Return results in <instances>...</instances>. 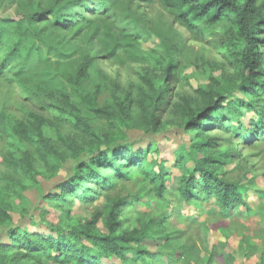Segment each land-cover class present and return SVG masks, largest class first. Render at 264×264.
<instances>
[{
	"label": "trees",
	"instance_id": "16d2710c",
	"mask_svg": "<svg viewBox=\"0 0 264 264\" xmlns=\"http://www.w3.org/2000/svg\"><path fill=\"white\" fill-rule=\"evenodd\" d=\"M132 1L159 3L195 38L228 27L238 44L232 57L241 65L240 78L216 82L202 92V103L193 98L186 101L183 94H177L182 102H173L172 108L181 115L184 129L195 133L189 148L178 151L174 164L181 174L177 176L161 159L149 157L151 145L142 147L141 142L126 139L122 127L140 129L143 123L158 130L163 126L159 110L170 102L182 52L172 36L163 37L160 53L144 49L140 40L147 28H154L145 15L123 12V0H51L19 19L0 18V122L4 121L0 166L20 176L0 178V226L8 218L24 179L45 173L49 167L55 170L62 160L83 153L68 128L84 135L92 146L73 174L44 197L40 221L48 207L62 210L59 221L48 222L45 233L20 226L5 231L9 242L0 235V264H165L159 255L170 261L176 255L185 261L184 252L160 251L153 256L143 247V242L159 236L167 243L165 218H150L140 228L123 226V205L139 204L142 198L138 192L128 197L130 201L108 197L85 222L69 215L76 201L92 202L120 181L132 180L135 173L142 178L141 189L148 188L145 194L159 202L175 198L190 204L215 197L223 214H234L238 205L244 206L245 212L250 210L241 185L226 178L218 166L224 156L234 157V150L216 153V147L221 140H264V85L257 82L264 78L259 74L264 69V0H129V8ZM91 43L107 58L140 65L144 108L136 109L131 91H125L115 79L109 82L115 93L114 107L100 105L99 94L108 88L109 78L94 73L97 64ZM100 77H104L102 81ZM33 89L44 92V98L36 96ZM20 98L31 101L36 110L23 115ZM248 112L254 116L244 120ZM105 120L108 125L103 124ZM222 131L226 135H220ZM197 151L203 153L201 157ZM38 162L41 164L35 167ZM100 217L104 229L95 225ZM215 256L216 251L210 253V263ZM220 256L227 258L228 254L222 251Z\"/></svg>",
	"mask_w": 264,
	"mask_h": 264
},
{
	"label": "rangeland",
	"instance_id": "374dc122",
	"mask_svg": "<svg viewBox=\"0 0 264 264\" xmlns=\"http://www.w3.org/2000/svg\"><path fill=\"white\" fill-rule=\"evenodd\" d=\"M50 1L1 0L0 18L19 19L48 5ZM259 2H263V0H259ZM132 3L131 8H129V0H123L121 5L123 12L130 15L139 12L145 15L149 19V26L154 28H147L145 36L143 35L140 40L144 49H153L160 53L164 41L163 37L170 35L182 47V52L178 56L179 66L176 69L178 76L173 83L171 82L173 89L169 93L170 102L159 110L160 115H162L163 126L160 125L158 130L148 129L143 123L140 129L122 127L127 135L126 139L137 142V144L141 142L142 147L151 145L149 157H158L165 163L166 167L170 168L171 174L179 176L181 171L174 164L178 158V151L180 148H189L195 133L192 130L184 129L185 125L181 115L176 111L174 112L172 108L173 102H182L177 95L180 93L184 95L186 101L193 98L202 103V92L212 89L216 82H222L221 79L223 78L239 79L241 65L236 61V58L232 57L238 48V44L230 37L228 27L216 28L214 34L195 38L175 22L174 18L159 3L146 4L136 1H132ZM90 45L93 47L92 53L97 64L93 68L94 73L101 72L106 76V79L109 78L107 80L108 88H103L99 94L100 105L114 107L116 103L115 93L109 82L115 79L122 84L125 91H131L134 99L133 105L136 109L144 108L146 105L143 95L145 85L138 72L140 65L130 61L123 62L114 58H107L99 52V48L94 43ZM228 54H230L229 58ZM259 74L264 75V69L260 70ZM103 78L100 77L99 81H102ZM257 82L263 86L264 78H257ZM18 89L23 90L19 86ZM35 89L33 90L36 92V96L44 98V92L41 90L38 92ZM124 95L123 92L121 94L122 99ZM236 95L243 96L240 92H236ZM19 102L22 108L20 111H23V115L29 109L36 110L31 101L20 98ZM125 102L127 105V100ZM251 116H254V113L248 112L244 120H248ZM107 122L105 120L103 124L108 125ZM3 123L4 121L0 122V130L3 129ZM68 129L69 136L77 139L75 143L83 150V153L81 152L80 156L71 155L62 160L55 170L49 167L45 173L24 179V186L20 193L16 196V192H12V195L17 198L14 199L8 210V218L0 226L2 240L9 242V236L5 231L11 227L20 226L33 232L45 233L48 230V222L56 224L61 218V209L46 206L49 211L40 221L41 209L46 205L44 197L55 189L63 179L73 174L79 160L89 156L92 148L84 135ZM220 135L226 134L222 131ZM2 148V141H0V152ZM230 150H234L235 156L231 159L224 156L218 166L226 178L237 181L241 185V190L245 194L244 198L251 207L246 212L244 206L238 205L237 212L235 211L234 214H223L224 211L218 206L215 197L208 201H195L190 204L178 202L175 198L168 202L169 204L159 202L145 194L148 188L141 189L139 183L143 182L142 178L135 173L132 180L120 181L115 189L104 190L99 198L92 202L76 201L75 206L69 211V215L77 216L85 222L93 217L97 208L106 204L108 197L118 196L128 199V197L133 198L132 194L138 192L142 198L139 204L135 206L132 203H124L123 205V214L126 219L123 226L130 229L140 228L142 223L150 218H165V234L169 236V238L165 237L167 243L165 244L164 241L166 240L160 236L157 239L143 242L145 250L154 254L153 256L159 255L157 253L160 251L167 253L184 252L186 254L185 261L181 257L177 258L176 255L172 261L159 255L161 260L166 261L165 264H263L264 140L253 143L243 142L237 138L232 139V141L221 140L219 147H216V153H226ZM202 154L201 151L196 152L198 157H201ZM40 164L38 162L34 166ZM189 165H193V162H189ZM12 172L13 170L8 169L7 166H0V178L2 175L20 177L16 172ZM131 198L128 201L132 200ZM95 225L98 229H104L102 217L96 221ZM213 251H216V256L215 260L210 263L209 255ZM222 251L228 254L227 258L220 256Z\"/></svg>",
	"mask_w": 264,
	"mask_h": 264
}]
</instances>
